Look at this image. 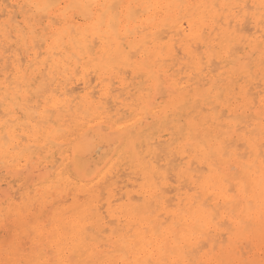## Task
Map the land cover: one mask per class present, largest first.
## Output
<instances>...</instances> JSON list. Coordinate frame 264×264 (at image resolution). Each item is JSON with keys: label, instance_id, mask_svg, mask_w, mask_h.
Masks as SVG:
<instances>
[{"label": "bare ground", "instance_id": "1", "mask_svg": "<svg viewBox=\"0 0 264 264\" xmlns=\"http://www.w3.org/2000/svg\"><path fill=\"white\" fill-rule=\"evenodd\" d=\"M149 259L264 264V0H0V264Z\"/></svg>", "mask_w": 264, "mask_h": 264}, {"label": "snow or ice", "instance_id": "2", "mask_svg": "<svg viewBox=\"0 0 264 264\" xmlns=\"http://www.w3.org/2000/svg\"><path fill=\"white\" fill-rule=\"evenodd\" d=\"M50 6H54V5H50ZM24 6L21 5V8H23ZM47 227H51V225H46ZM35 233V229L33 230V233H31L30 235H34ZM29 264H44V262H29ZM46 264H59V262L55 261V260H49L46 262ZM65 264H74V262H65ZM128 264H131V262H128ZM137 264H139V262H137ZM144 264H153V261L151 259L147 260L144 262ZM156 264H169V261L167 260H163V261H158L156 262ZM172 264H176V262H172ZM245 264H247V262H245Z\"/></svg>", "mask_w": 264, "mask_h": 264}, {"label": "rangeland", "instance_id": "3", "mask_svg": "<svg viewBox=\"0 0 264 264\" xmlns=\"http://www.w3.org/2000/svg\"><path fill=\"white\" fill-rule=\"evenodd\" d=\"M172 189L174 190V188L172 187ZM167 191H168V194H169V192H171V191H173V190H171V188H169V189H166ZM170 190V191H169ZM172 193V198H173V196H174V192H171ZM169 197H171V195H169ZM105 206V205H104ZM105 211V209H103V212Z\"/></svg>", "mask_w": 264, "mask_h": 264}]
</instances>
